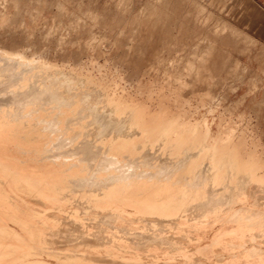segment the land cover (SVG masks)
<instances>
[{
  "label": "bare ground",
  "instance_id": "obj_1",
  "mask_svg": "<svg viewBox=\"0 0 264 264\" xmlns=\"http://www.w3.org/2000/svg\"><path fill=\"white\" fill-rule=\"evenodd\" d=\"M27 26L23 19L16 28ZM226 27L254 41L239 28ZM225 51L209 45L174 87L212 86L200 75L210 60L221 63ZM27 58L0 46V264H114L115 255L106 257L123 245L128 247L122 251L141 255L146 250L152 255L151 248L170 254L126 253L135 264H193L207 259L190 253L198 246L191 245L199 238L197 227L215 223L223 229L210 233V245L199 247L201 252L217 256V264H264V164L242 136L225 139L220 122L209 126L187 118L181 127L186 113L160 97L158 104L139 102L124 91L119 95L116 86L96 85L79 66L65 73L45 53ZM203 98L210 100V93ZM26 101L34 106L26 108ZM202 106L205 111L210 105ZM199 158L215 167L203 168ZM227 176L237 183H225ZM77 178L83 187L74 191Z\"/></svg>",
  "mask_w": 264,
  "mask_h": 264
},
{
  "label": "rangeland",
  "instance_id": "obj_2",
  "mask_svg": "<svg viewBox=\"0 0 264 264\" xmlns=\"http://www.w3.org/2000/svg\"><path fill=\"white\" fill-rule=\"evenodd\" d=\"M23 19L28 26L16 28ZM229 22L250 35L254 41L248 43L244 34L234 35L230 27H226ZM35 23L37 26L33 27ZM137 25L139 28H135ZM212 43L226 50V58L221 63L210 60L200 75L202 78L208 77L212 86L208 88L204 83L194 82L193 86L174 87L185 69L192 62L198 63ZM0 46L11 53L21 51L27 54V62L45 53L53 63H58V70L65 73L79 66L82 69L78 71L90 73L96 85L104 88L116 86L119 95L125 93L139 102L158 104L161 98L174 111L186 113L184 121L178 122L181 127L196 120L205 121L209 126L220 122L225 139L242 136L249 148L257 150L264 164V12L250 0H0ZM3 67L5 72L10 70L8 66ZM234 68L237 70L235 75L231 72ZM198 70L199 66L196 67ZM34 71L38 74V86L41 84L44 87L46 81L39 76L38 69L33 70L35 75ZM143 77L147 80L145 85L140 83ZM197 78L194 74V79ZM24 84L26 86L28 83ZM236 86L239 88L234 91ZM209 93L210 100L203 101V97ZM52 103L55 104L54 101ZM204 103L206 107L208 104L210 106L201 111ZM25 106L31 109L34 104L28 102ZM10 121L13 122L9 118L8 124ZM26 127L29 129V126ZM26 127L24 129L28 130ZM182 131L183 128L179 130ZM174 139L180 141L181 138L175 135ZM195 158L198 156L195 155ZM200 159V166L207 168L209 163L205 160L201 163ZM155 166L157 168L158 164ZM262 174L264 176V171ZM77 179L74 184L80 183L74 185V191L83 187V180ZM233 179L227 176L225 183L234 182ZM93 187H96L95 184ZM237 188L238 192L244 191L240 185ZM19 194L18 199L22 200L23 196ZM236 205L239 206V203ZM215 224L210 229L207 225L202 226V229L197 227V231L206 234L200 232L199 238L191 241L192 246H198L188 253H203L204 257H201L207 258L198 261L199 264H217V256L203 252L210 245L208 238L211 239L223 229L221 223ZM210 233H213L212 237ZM206 243L208 245L205 246ZM124 246L109 252L112 254L109 257L106 254L105 257L114 259L112 255H115V259H121L116 261L117 264H135L126 255H135L136 258L149 256V250L141 255L131 248H127V251L132 252L122 251ZM150 251L153 256L160 251L157 255L162 258L169 254L165 251V255L162 249L156 248ZM115 252H119V255ZM123 256L127 259L125 263ZM107 262L112 264L109 260L95 264ZM162 262L160 264H172Z\"/></svg>",
  "mask_w": 264,
  "mask_h": 264
},
{
  "label": "crops",
  "instance_id": "obj_3",
  "mask_svg": "<svg viewBox=\"0 0 264 264\" xmlns=\"http://www.w3.org/2000/svg\"><path fill=\"white\" fill-rule=\"evenodd\" d=\"M253 2L257 7H259L264 12V0H250ZM209 9V8H208ZM227 21V20H226ZM228 22V21H227ZM230 23V22H229ZM231 24V23H230ZM232 26L236 27L235 25L231 24ZM238 28V27H237Z\"/></svg>",
  "mask_w": 264,
  "mask_h": 264
}]
</instances>
